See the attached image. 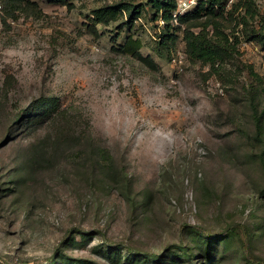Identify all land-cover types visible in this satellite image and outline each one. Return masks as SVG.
I'll list each match as a JSON object with an SVG mask.
<instances>
[{"label":"rangeland","instance_id":"obj_1","mask_svg":"<svg viewBox=\"0 0 264 264\" xmlns=\"http://www.w3.org/2000/svg\"><path fill=\"white\" fill-rule=\"evenodd\" d=\"M223 1L210 62L153 0H0V264H247L201 248L233 223L264 256V0Z\"/></svg>","mask_w":264,"mask_h":264},{"label":"trees","instance_id":"obj_2","mask_svg":"<svg viewBox=\"0 0 264 264\" xmlns=\"http://www.w3.org/2000/svg\"><path fill=\"white\" fill-rule=\"evenodd\" d=\"M54 1H59L61 3H69L68 0ZM153 1L154 5L156 6V13L159 14V17H162L164 21L165 33L162 35L164 39L175 38L176 35L173 33V31L171 32V29H173L175 25L190 22L191 24L183 28V37L186 43V51L189 56H191L192 58H199L204 59L206 61L214 62L215 56L219 53V51H225L226 45L224 43L227 41L226 37L222 41H216L213 40L211 36H207L206 33H204L205 27H207V25L209 24H212V22H206L198 32H195L193 30V27L199 26V24H196L194 22L197 21L203 15H208L209 17H217L218 15H222L225 11V2L223 0H197L196 4L189 11L179 16L177 23H174L171 20V14L176 8V0ZM120 7L128 8V5L122 4V6ZM249 7L250 5L247 8ZM254 10L257 12L256 8H254ZM119 12L120 8L114 6H103L93 9L92 14L96 21L107 23L109 20L116 19ZM136 13L137 12L135 10V6H133L130 12V18H132ZM244 15H241L237 19L238 24L246 21ZM91 29L93 31H96L94 27H92ZM257 32V30H253L251 33V35L253 34L252 37H254ZM140 47V40L132 38V36H128L121 48L123 51L129 52L133 56H136L145 64L151 67H156L155 62H153V60L149 56H143L141 54L139 50ZM202 231L203 233L199 232V238L203 245L201 248L205 251L211 249L213 247V243H218L223 239L235 235L238 239L239 252L241 258L247 264H264V256L257 254L252 248L249 231L246 226L239 223H233L217 232H210L205 229H203ZM194 244L195 241L193 240L187 242V245H190V248L192 250L196 248ZM183 250L184 252L192 251L188 250L187 246H184Z\"/></svg>","mask_w":264,"mask_h":264},{"label":"built area","instance_id":"obj_3","mask_svg":"<svg viewBox=\"0 0 264 264\" xmlns=\"http://www.w3.org/2000/svg\"><path fill=\"white\" fill-rule=\"evenodd\" d=\"M196 2L197 0H176V8L171 14V20L177 23L179 16L189 11ZM159 20L163 22L162 17H159Z\"/></svg>","mask_w":264,"mask_h":264}]
</instances>
